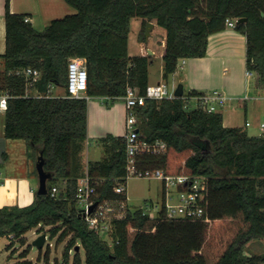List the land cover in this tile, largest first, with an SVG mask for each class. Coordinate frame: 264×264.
<instances>
[{"label":"trees","instance_id":"16d2710c","mask_svg":"<svg viewBox=\"0 0 264 264\" xmlns=\"http://www.w3.org/2000/svg\"><path fill=\"white\" fill-rule=\"evenodd\" d=\"M4 1L0 91L9 96L4 138L25 141L35 163L42 154L50 175L47 194H35L33 204L0 208V239L11 241L7 250L14 242L25 246L24 236L36 230L57 245L65 243L61 260L52 264H264V135L251 137L245 128H226L220 113L189 110L188 99L203 93L147 100L135 109L138 139L152 147L135 153L136 174L144 178L160 171L203 179L200 217H169L164 188L156 217L128 209L125 191L116 192L119 185L125 187L128 174L124 136L101 138V160L88 162L85 172L81 165L87 100L112 104L123 101L128 88L144 95L149 86L151 57L128 54L132 19L142 21L139 43L146 41L149 22L165 33L164 82L180 60L206 57L208 38L224 31L227 19H245L234 30L245 37L246 70L258 76L264 89V0H64L76 12L51 21L41 32L26 21L27 15L12 14L10 0ZM72 58L85 61L88 75L80 98L66 87ZM27 68L40 74L30 88L17 75ZM54 87L64 89V95L53 96ZM157 143L165 149L155 147ZM84 176L94 189L96 208L114 206L108 216L109 243L90 229L77 208L76 190ZM52 187L58 189L55 197ZM253 246L262 250L254 253ZM29 252L27 247L18 264H33L26 260ZM49 253L48 248L44 264H50Z\"/></svg>","mask_w":264,"mask_h":264},{"label":"crops","instance_id":"0c3cea01","mask_svg":"<svg viewBox=\"0 0 264 264\" xmlns=\"http://www.w3.org/2000/svg\"><path fill=\"white\" fill-rule=\"evenodd\" d=\"M9 11L12 14L27 15L28 22L34 29L38 26L43 30L51 21L76 12L64 0H10ZM4 14L5 1L0 0V55L5 51ZM150 23L154 32L145 43L138 42L141 19L131 20L129 32L130 35L133 25L134 41L138 48L137 56L148 55L152 63L155 59L161 61L159 79L151 80L149 66V86L163 81L162 57L165 52V33L158 29L154 21ZM129 44L128 36V54L133 57L129 53ZM245 48V37L234 28H226L208 38L206 57L184 60L182 69L176 70L171 76L180 74L177 82L182 84L184 94L189 91L222 93L227 98L224 107H220L223 126L245 128L249 136L259 137L264 135V130H261V125H264V95L258 85V76L256 74L251 78L246 76ZM1 70H3V61L0 59ZM96 100L99 99L87 100V137L101 139L106 135L124 136L126 124L124 127L121 120L126 114L124 104H115L112 109L107 110L98 106ZM19 142H24V145H19ZM25 145L23 140L11 141L4 138V112L0 111V185L6 187L7 192L4 193L6 198H14L19 207L18 204L27 201L26 189L29 187L31 194V187L35 186L31 169L24 161L27 156ZM10 193L12 194L9 195ZM171 199L165 198V201L170 203Z\"/></svg>","mask_w":264,"mask_h":264},{"label":"built area","instance_id":"2783aa9c","mask_svg":"<svg viewBox=\"0 0 264 264\" xmlns=\"http://www.w3.org/2000/svg\"><path fill=\"white\" fill-rule=\"evenodd\" d=\"M28 21V19H26ZM237 20L227 19L225 22L226 28H234ZM184 60H180L177 64V70H181ZM17 75H23L27 79V87L30 88L39 78L38 71L27 68L17 72ZM253 72L247 71L246 76L251 78ZM67 91L75 98L82 97L87 90L88 75L85 68V61L80 58H72L67 65ZM176 89V88H175ZM169 91L167 82H159L155 85H150L146 88L144 95H139L137 90L128 88L126 95L123 98L125 107V124L126 133V153L128 157L127 171L125 178L141 177L136 174L134 166V155L138 151H150L152 147L148 144L142 143L138 139L137 117L135 109L143 106L147 100H173L176 99L174 91ZM9 96L0 91V111L5 112L7 109V100ZM183 98V97H182ZM189 101H193L196 107H199L208 113H220V107H224L227 98L220 92L214 91L211 93H203L198 96L190 97ZM261 130H264V125H261ZM155 147L165 149L163 143H157ZM144 178H155L161 180L165 191V198L168 199L170 188L173 187L178 195V203L170 204L165 201V209L171 218H185V217H200L203 214L202 203L204 201L205 186L203 179L192 178L189 176H167L160 171L152 174H146ZM125 191L123 185H119L116 189L117 193ZM58 193L57 187H52L51 197H55ZM94 189L90 187L89 180L86 176L81 178L78 182L76 190V201L80 208V213L83 215L90 229H94L100 235L108 237L110 230V222L108 216L113 214L114 206L106 204L100 208H95L89 213L88 209L94 203L92 197ZM147 206V205H146ZM123 208V204L120 205ZM142 210V209H141ZM144 211V210H143ZM145 212V211H144Z\"/></svg>","mask_w":264,"mask_h":264},{"label":"rangeland","instance_id":"374dc122","mask_svg":"<svg viewBox=\"0 0 264 264\" xmlns=\"http://www.w3.org/2000/svg\"><path fill=\"white\" fill-rule=\"evenodd\" d=\"M159 29V28H158ZM35 30L37 31H43V29H39V27H35ZM154 28L150 30L149 32V38L153 34ZM157 38V36L155 37ZM129 53L132 56H137V45H135L134 41V31H133V25H132V32L129 35ZM160 63L161 61L158 59H155L150 65V76L151 80H156L160 78L161 70H160ZM180 74L177 73L176 76H171L168 79V89L169 91H172L175 89L179 84L177 82V77ZM253 81V80H252ZM251 81V82H252ZM182 85V84H181ZM53 96H63L64 95V89L60 87H54L51 90ZM262 95H264V89H262ZM96 104L100 107H104V109L110 110L112 107L116 105H121V103L124 104L123 101H117V103L109 104L105 99H99L95 101ZM108 103V104H107ZM188 109L194 110L196 108V105L194 102L189 101L188 102ZM122 125L125 127V117H121ZM126 129V127H125ZM19 145L23 146L24 142H19ZM83 152L81 154V165L83 167L84 172L86 171V165L90 161H99L101 160L103 156L102 147L100 145V138L93 139V138H86V141L83 143ZM25 151L27 156L25 157L24 161L25 164L29 166L31 169V176L32 179L35 181V186L33 185L32 193H29V187L26 189L27 194V201L25 203L18 204L20 207L29 206L34 203L35 200V194L37 192L38 188V180L36 178L37 175H35V162L32 157L31 150L27 148L25 145ZM18 154V158H19ZM82 171V170H81ZM28 186V185H27ZM25 191V190H24ZM6 187H1L0 185V208L5 206H17L15 199L8 197L4 195L6 193ZM125 193H126V204L130 211H136L139 209L144 210L148 216L150 217H156L161 209L162 201H163V184L161 180L155 179V178H138L133 177L129 178L126 181L125 185ZM10 193L9 195H11ZM8 196V195H7ZM171 199L170 204H177L178 201V195L173 187L170 188V194L168 196V199ZM169 203V202H168ZM147 205V206H146ZM19 207V206H18ZM77 208H79V205H77ZM80 209V208H79ZM40 236L36 230H32L28 232L24 237L27 240V243L25 246H20L18 242H14V246L12 249L7 250V246L11 243L10 239L7 237H3L0 239V264H18L21 259L19 258V255L27 249V247H30V252L28 256L26 257V260L31 261L33 264H44L43 257L49 248V262L52 264L55 260L60 261L62 258V253L64 250L65 243H62L60 245H57L56 239H50L49 236H46V240L44 242V245L42 248H37L33 245V242L37 239V237ZM102 238L109 243V239L106 237V235H102ZM252 252H260L262 248L260 246H253L250 248ZM14 252V253H13ZM79 253L81 255V258L84 259V253L83 250L80 249ZM74 255V251L71 252L70 256ZM41 256L40 260L39 257Z\"/></svg>","mask_w":264,"mask_h":264},{"label":"water","instance_id":"95a60500","mask_svg":"<svg viewBox=\"0 0 264 264\" xmlns=\"http://www.w3.org/2000/svg\"><path fill=\"white\" fill-rule=\"evenodd\" d=\"M245 19H239L236 21V25L240 23H244ZM153 25L152 23H147L146 28H145V37L146 39L149 38V32L152 30ZM183 87L181 84H179L175 91H174V96L175 98H182L183 97ZM35 171L37 174V180H38V188H37V195H46L47 194V182L50 179V175L44 171V161L42 154H39V156L36 159L35 163ZM96 204H93L91 207H89L88 212L90 213L94 208ZM46 240V235L42 234L37 237V239L33 242V245L36 246L37 248H42L44 245V242Z\"/></svg>","mask_w":264,"mask_h":264}]
</instances>
